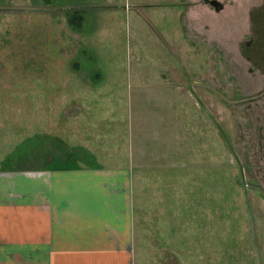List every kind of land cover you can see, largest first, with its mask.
Instances as JSON below:
<instances>
[{"label": "rangeland", "instance_id": "374dc122", "mask_svg": "<svg viewBox=\"0 0 264 264\" xmlns=\"http://www.w3.org/2000/svg\"><path fill=\"white\" fill-rule=\"evenodd\" d=\"M219 1L0 0V174L126 168L135 221L198 264H264L263 85L238 52L262 6Z\"/></svg>", "mask_w": 264, "mask_h": 264}, {"label": "crops", "instance_id": "0c3cea01", "mask_svg": "<svg viewBox=\"0 0 264 264\" xmlns=\"http://www.w3.org/2000/svg\"><path fill=\"white\" fill-rule=\"evenodd\" d=\"M80 101L66 99L71 107ZM174 126L171 139L179 135ZM98 164L34 177L0 174V264H159L156 255L163 264H198L197 243H184L178 227L135 221L126 168L103 174Z\"/></svg>", "mask_w": 264, "mask_h": 264}, {"label": "flooded vegetation", "instance_id": "af4514ba", "mask_svg": "<svg viewBox=\"0 0 264 264\" xmlns=\"http://www.w3.org/2000/svg\"><path fill=\"white\" fill-rule=\"evenodd\" d=\"M209 1L212 0H204V3L210 5ZM214 1L220 3L219 0ZM220 4L222 5V8L218 11L215 10L216 13L223 10L224 5L222 3ZM260 5L262 6V12L256 14V19H259L257 23L258 28L256 25L257 29H255L252 23L251 29L249 28L250 30L248 29L247 32H244L242 34L239 43L240 45H238L239 54L242 56L243 60L248 63V73L252 75L254 74L253 72L256 71L258 75L254 82H261L263 85V87L254 95V97L248 99L249 102L256 104L257 102H261V104H264V20H262V17L264 16V0H260ZM210 7L212 6L210 5ZM223 138L227 147L229 148V150H231V138L226 132H224ZM241 180L243 182L242 185L244 189L247 190L249 186H247L245 183L244 173L241 174ZM251 189H253V193L264 198V190L262 188H260L259 190L254 188Z\"/></svg>", "mask_w": 264, "mask_h": 264}, {"label": "water", "instance_id": "95a60500", "mask_svg": "<svg viewBox=\"0 0 264 264\" xmlns=\"http://www.w3.org/2000/svg\"><path fill=\"white\" fill-rule=\"evenodd\" d=\"M210 5L214 8V10L218 11L222 8V5L218 3L217 1H209Z\"/></svg>", "mask_w": 264, "mask_h": 264}, {"label": "trees", "instance_id": "16d2710c", "mask_svg": "<svg viewBox=\"0 0 264 264\" xmlns=\"http://www.w3.org/2000/svg\"><path fill=\"white\" fill-rule=\"evenodd\" d=\"M78 20V19H77ZM76 22H78V21H76Z\"/></svg>", "mask_w": 264, "mask_h": 264}]
</instances>
